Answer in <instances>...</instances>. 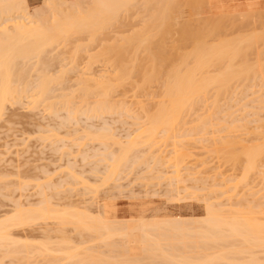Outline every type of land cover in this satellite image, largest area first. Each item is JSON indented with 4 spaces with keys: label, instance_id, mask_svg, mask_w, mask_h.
Returning a JSON list of instances; mask_svg holds the SVG:
<instances>
[{
    "label": "rangeland",
    "instance_id": "rangeland-1",
    "mask_svg": "<svg viewBox=\"0 0 264 264\" xmlns=\"http://www.w3.org/2000/svg\"><path fill=\"white\" fill-rule=\"evenodd\" d=\"M29 1L34 5L39 4L41 2L40 0H29ZM193 1L187 0V2L184 3V2H180V0H179V3H178V1L176 0V2H171L169 5H167L168 3L165 4L164 2H163L164 4L162 2L159 3V0H157V1H155V0L154 1H152V0H140V1L135 0L133 2L131 1L132 4L130 3V5L129 4L128 5L135 8L136 10L133 8H130L127 5L129 7L128 8L126 6V8H128V12H127V10H125V8H123V10L121 9L119 11L121 13H119L117 16L118 18L117 17L112 18L113 23L111 21V18L110 19L106 18L104 20V18H105V16H104V18L103 17L101 18L104 20V21H101L103 24L100 23L101 25H99V26H97L95 23L92 24V25H95L97 27H93L92 29L90 28L91 29V30H89L90 33L88 32L87 29L85 32H84V30H82V31L80 30L82 33L80 31H78L79 33H75L73 31L74 33H69V34H71V35L68 34L69 36L67 35V39H66V37L65 38L63 37L62 39H60L61 42L57 41L58 43L55 42L49 46V48L51 47V50L48 49V51H51V53H48L47 55L53 54V55H57V56L55 57L52 55L54 57V59L55 58L56 59H55V61H53V64H50L47 67L46 72H48L50 74L52 73L53 77H55V75H56V77H58L57 75H59L60 73H61L60 75H62V79H61L62 81L59 80L58 82L56 81V82L51 84L52 88L54 87L53 93L58 94V95H60L62 93L66 94L71 100L74 101L75 107H80L82 109H81V112H76L73 115L74 118H76L78 120V123L74 122V120H73L74 123L71 121V122H68L70 124L66 123L68 125L65 124L66 126L65 125L61 126V120H60L61 118L60 117L63 116V114L65 113V110H63L62 104H61L65 99H63L62 97L61 98H59V97L58 98H56V97L51 98V99L46 100L43 103H39L37 105H32V104H30V101H29V99L31 97L30 98L27 97L28 95H30V93H32V91H30L28 93H24L23 96L20 97L19 102L11 103V104L9 102L7 103V105L3 109L2 114L0 116V137H1L0 138V215L1 216L5 215L7 212L9 213V211H12L13 208L15 207L14 203H16L17 200H18V202L20 201V203L22 202V204L24 206L27 205V207L31 206L32 203L33 204L38 203V201L43 198V195L40 194V192H39L40 190H39L38 186L36 185V183H38V182L40 183V181L44 182L46 180H48V183H50V185L46 186V188H45L46 193L48 194V196H50V201L53 204H56L57 206L58 205L61 206V207L58 206V208H65L64 206L66 204H67V207H68V204L69 205L73 204V206H74V204H76V207L78 205V207L82 206V208H83V206L86 205V203L88 204V206L90 205V203H92L89 207L92 208L93 211L100 209L101 208L100 206H105V208L103 207L104 208L103 211H105L104 214L106 213L105 215L107 217H109V219H112V218H114L115 220L120 219V221L121 220L127 221L128 219L129 220L130 219L136 220L137 218H138L137 220H140L139 219L140 217L144 218L145 220H148V218H149L150 221H153L154 219H155L154 221H158L159 219H162V218L164 220L166 218L168 220H170V219H173L174 217H177L178 215L182 216V217H192V218L196 217L197 219L196 218H194V219L198 220V219H201V216L203 217L204 215L207 214V204H208L207 202H210V203L212 202V203H217V204L220 203V204H222V205H220V207L222 209H228V208H234L233 205L240 207L237 204L238 201L240 203H242V204H240L241 206L245 202L247 203V200H250L251 202H254L257 204H258V202L262 203L264 201V198H263L264 197V179L261 177L262 175H260L258 172H252V173H250V176H248L249 178H247V183H245L246 179H244V177H243L244 176L243 175L244 174L243 173L244 172V167H243L244 163L243 164L238 163L239 165L238 164L235 165L232 162L230 163L229 161L227 163L223 162L222 160H220V158L219 159L216 158L217 155L215 153H213V151L210 150V147H212L211 146L212 143L209 141H211L212 138H215L216 136L218 137L219 135H221V133H223V132H221V133L216 132V134H215V132H212V134H211V132H209L211 129L215 128L216 125H214L215 127L213 126V128H210L208 133L205 132V133H207V134L204 133L205 135L200 133L198 135L188 136L187 138H185L186 137L185 136L184 137L185 139L182 138V140L184 142L183 141H181L182 143L177 142V145H174L172 143L173 141L171 140L168 143H163V144L160 141V143L159 142L157 143L158 145L156 144V145L152 146L151 149H150L149 145L141 146L139 152L137 153L138 155H141L144 152L148 156V155H150V153L155 152L158 155H161V156L163 155L162 157H164V161H162V163L163 162L164 163L163 164L160 163V164L155 165L154 162H149V163L145 164L144 162L139 161L138 163H135L130 168L123 166L122 168L116 170L114 172V174L112 175V177L107 182H105V179H104L105 178L104 171H105L107 163H110V162L108 160L107 161H98L97 159L100 156L99 157L95 156L93 158L91 156V153L93 155L96 151H97V153H99V151H100V153L102 151L104 152V148H103L104 146L100 142V140H102L101 138H98L99 140H96L97 138L93 137V138H96L94 140L92 137H89L87 135V132H86L87 126L85 127V122L86 123L89 122V124L91 123L93 125V127L96 126L95 130H99L100 132H104V129H106L105 127L108 126L107 128H111V129H109V131H106L105 133L111 134L114 132V137H116V139H118L120 141H125V140L130 141L131 139H136L137 136L141 135V131L147 126V124H145V122H147V116L151 115L154 112L153 110L156 108L155 106L157 105V102H159L162 99L164 100L165 96L168 93H170L169 92L170 88H171L170 85L171 86L173 85V88H171V93H170V95H173L176 92V91L174 92V90L176 88H178V84L180 83V81L182 82V80H183L181 78L183 76V73L185 72L188 75V72H186V71H188L190 69H191V71H190V74L188 75V77H190V75H191V77L193 79L195 78L194 79L195 86L196 85L201 86L200 84H202L203 81L207 80V78H204V76L210 77L208 79L211 80V78L215 79L212 76H214V75L216 76V74L218 75V73H220V72H222L221 74H224L225 72L227 74L231 73V75H232V76H230V77H232V78H230V79H232V81H230L232 84V85H230L231 88H229V90L224 89V92H222V89H221V93L223 94L224 97L222 96L221 93H219L220 94L219 96H221L223 98V100H222V98L220 97V100H221L220 104L223 106V109H224V107L227 108V110L225 109L226 112H228V110L229 111L230 110L240 111V112L234 113V114H236V116L238 118H240V116L242 114V109L246 110L248 108V112H250V110L252 111V109H253V112H254L253 114H252V112L250 114H247V115H245L246 113L245 114L243 113V115H245L247 117H250L249 115H252L250 117L251 120L254 118L257 119L258 115H259L258 118H260V116L264 115V112H263V114L261 113V115H260L261 110L258 107L255 108L257 106L256 104H258V103L253 102V100L261 99L264 97V91H262V90H264V83L263 84L261 83L262 87L259 83V82L264 81V38H260L259 40L256 38V36L259 37V35H261L263 37L262 34H259V35L256 34L255 37L253 35L250 36V35L246 34L248 32L257 33L258 31L262 32L264 30L263 29L264 28V23H263L264 22V9L255 5V8L253 10L250 9L249 11L248 10L247 11H239L237 9V10L233 11V14L232 13L227 14L226 11H221V10L218 11V10L212 8L211 4L209 3L208 0H195L194 2ZM90 2L92 3L91 0L90 1L84 0L83 3L81 2V5H79V7L81 6L86 11L87 9H85V7L86 8L88 7V9H89L91 6ZM134 2L137 4H135ZM146 2H148V3L152 2V3H150L148 5V3H146ZM244 2H245V0H242L241 3H244ZM85 3H86V5H84ZM189 3H192V4L195 3L196 6L195 5L192 6L193 9H191L192 4L190 5ZM160 4H162V5H160ZM261 4L264 5V3H261ZM92 5H93V3H92ZM137 5H138V7H137ZM166 5L171 9V11ZM209 5H210V8L206 7ZM66 6L67 5H65V7ZM162 7H164V8H162ZM68 8H69V6H68ZM162 9L164 10V12L161 11ZM242 12H248V13L243 14ZM50 14H51V12H49L47 10V12L43 15L45 17H46V15H47V17H50ZM116 14H114V15H116ZM130 14H131V16H130ZM229 14H230L231 18L229 17ZM108 15H109V12H108ZM114 15L111 14L109 16L113 17ZM161 15H163V17H161ZM122 16H124V17H122ZM150 16H152V17H150ZM120 17H122V18H120ZM241 17H243V18H241ZM124 18H125V20H124ZM229 18L231 19V22L235 20L234 21L235 23L233 22L234 24L233 23L230 24L231 22H230ZM159 19H161V20H159ZM114 20H115V23H114ZM254 20H255V22H254L255 24L253 22H251ZM120 21H122V22L120 23ZM99 22H100V20H99ZM108 22H110V24ZM258 22L260 24H258ZM104 23H107V24H104ZM252 24L255 26H253ZM102 25L105 26L104 29L102 28L103 27ZM250 25H252V26H250ZM259 25H260V27H259ZM248 27H250V28L254 27L253 30L256 29L258 31H256V30L253 31L252 29L248 30ZM96 31H98V34L96 33ZM104 32L108 33L109 35L108 34L106 35ZM91 33L95 36L91 35ZM252 33H250V34H252ZM245 35H248V36H245ZM75 36H76V38H75ZM243 36L245 37L244 40H246V37L250 36V39L254 37L258 41L255 40L257 43L255 42L253 45L250 44V46H248V44L250 42L245 43V44H247L249 50L247 48V50H248V51L246 50L247 54L246 53L243 54V52H244V49H243L242 50L243 52H240L242 54L239 55L240 56L239 59H238V57H237V59L235 58L234 61L228 59V61L225 60L224 62H222V64H220V62H218V60L223 61V59H218V60L213 61L214 65L210 66L209 65L210 63H209L208 64L209 66L206 65L208 67L204 66L203 70L201 69L202 67H198L197 65H195V63L197 64V62H199V60L197 61V59H198L197 56H196V58H197L196 59L195 55H194V54L197 55V53H196L197 52L196 50H198L196 48L197 46L200 47L199 49H203V47H205L206 49L212 48V47H220V45L221 46L224 45L222 43V41H226V40H230L231 43H232V41H235V45H237L239 43V41H237L238 43L236 44V40L239 39L240 37H242L241 39H243L244 38ZM91 37L95 38V39H91ZM72 39H73V41H72ZM90 39H91V41L89 42L88 40H90ZM108 40H109V42H108ZM135 40H137V41H135ZM248 40H246V41H248ZM251 40H253V39H251ZM251 40H249V41H251ZM102 42H103V44H102ZM244 42L245 41H243L241 43L244 44ZM239 45H241V44H239ZM245 46L246 45H244V46L242 45L241 47H245ZM119 47L121 50L119 49ZM124 47L125 48L127 47V48L125 49ZM77 49H79L78 50L79 54L76 55ZM103 49H105V50H103ZM115 50H117V52H120V53L118 54ZM126 50H128V51H126ZM129 50H130V52H129ZM101 53H102V55H101ZM106 54H109V55L107 56ZM115 54H118V55H115ZM45 55H46V53H45ZM115 56H118V57H115ZM45 57L46 56H44V58ZM49 57H51V56L49 55ZM56 61L57 62L59 61L58 65H57ZM216 61L219 63V65ZM28 62H31V64H32L33 62H36V58H33V60L28 61ZM230 62H231V64L232 63L235 64V65L232 64L233 70L234 69L236 70V65H238V67H237L238 70H236L238 72L240 70L239 73L237 72L238 74L237 73L235 74L234 72L232 73L233 70L231 71V69L228 70V64ZM242 62L245 63V65L249 64L248 67H250V66L251 67L247 68L246 66L245 67L242 66L243 68H241L240 65L242 64ZM41 65L42 64H39V65L36 64L35 66H33L32 68L34 69V71H32V72H31V70H33V69L30 66V72H31L30 75L31 76H29V78L31 77V80L37 81L38 78L40 79L42 69H44V67H43L44 65L43 66H41ZM62 65L64 67H62L63 69L61 70L60 67ZM194 65L196 66V68H198L200 70L202 75L198 72L200 75L198 74V76H197L196 75L197 73H194L197 71L193 72V70H195V69H193V68H195ZM192 66H193V68H192ZM116 68H119V69H116ZM183 68H184V70H183ZM244 68H247L248 70L250 69L251 71L247 72L246 71L247 69L245 70ZM66 69H67V72L64 71ZM185 69H186V71H185ZM225 69H226V71H225ZM242 69H243V71H242ZM59 71H62V72H59ZM117 71L118 72L120 71L121 73L120 72L117 73ZM177 71L178 72L180 71V72L178 73ZM77 72H79V73H77ZM92 73H93V76H92ZM185 73H184V75L186 77ZM191 73H194L196 75V77L201 78L202 82L199 79H196L195 76L193 77V75ZM241 73L245 74V75H242ZM82 74H84V75H82ZM100 74L103 75L104 77L102 76L103 77L102 78ZM221 74H219L220 77H221ZM234 74H235V76H234ZM97 75L99 76V78ZM178 75L181 76L180 79L177 78ZM219 75H218V78H216V79L220 78ZM225 75L226 74H224L222 76V78ZM79 77H81V78H79ZM93 77H95L94 78L95 81L93 80ZM105 77L108 80H111V78H112L114 83H116L115 80H117V78H118L117 82H119L120 84L116 83L117 85H115V88H112V90H114V91H110L111 92L110 93V97H111L110 102H111V104H114V105L117 104L120 108H121V105H123L122 106V108L124 107L123 113L122 114L105 113L103 115L104 116L103 118H99V116H97V117H93V120L91 119V120L85 121L86 116H94L96 114L93 111H86L85 109L87 108V105L89 107L93 106L96 103L95 100L99 99V95H96L97 96L96 97L95 94H92V96L84 97L79 88H80V86L82 87V85H84L83 84L84 82H87L90 79L93 80V83L88 82L90 84L91 89L96 87L95 86V85H97L96 83L100 82V81L97 82V79L102 78V81L104 80L103 81L104 83L112 82V80L111 81L105 80L106 79ZM108 77H110V78H108ZM188 77H186L185 79H187ZM166 78H167V80H166ZM175 78H177L176 81H173ZM203 78H204V80H203ZM85 79H87V80H85ZM170 79L171 80L173 79L172 82H170ZM226 79H228V78H226ZM92 80H90V81H92ZM120 80L123 81L124 85L121 84ZM162 80L165 82V84H166V81H167V83L170 82L169 85H167V87L169 86V90L168 89L166 90L167 94L164 92L165 91L163 89L164 86L162 87V85L164 84L163 82L161 83ZM197 80L200 81L201 83L196 84V82H198ZM260 80H262V81H260ZM80 81H81V83H80ZM142 81L146 82V85L144 84L146 87L143 84H141ZM207 81H209V80H207ZM233 81H234L235 85H234V83H232ZM242 81H243V83H240ZM173 82H175V84H176L175 87H174L175 84ZM139 83L141 84V86L143 85L146 88L145 91H144L143 86H142V88L140 87V89H139V87L137 86ZM182 83L179 84L181 86V88H183L182 86H184ZM206 83H208V82H206ZM219 83H221L220 86L219 85L214 86V88H212V89H210L211 83L207 84L208 86L206 84H202V86H204V89H203V90H205L204 92H206L207 95H209L213 99L214 96H212V95L217 94L220 91L221 86L224 87V85H223L224 82H219ZM238 83L241 85L243 84L244 86L242 85V87H244V88L243 89H242V87L240 88L241 85H239V87H238L237 86ZM245 83L248 85H246ZM256 83H258V85H255ZM92 84H95V85L93 86ZM215 84H218V82L217 83L215 82ZM225 84H227V83H225ZM65 85H66V87H65ZM122 85L123 86L126 85L127 87L125 86L123 88ZM213 85L214 84H212V87H213ZM249 85L252 87H248ZM218 86H219V90H218V88H216ZM234 86H237V87H234ZM137 87H138V89H137ZM185 87H186V84H185ZM205 87H207L209 89H207ZM147 88H148V90H147ZM201 88H203V87H201ZM201 88H198L200 90L197 89L196 90L197 92L195 91L196 93L191 92V93H193L192 95L197 96V93L200 95H204L205 93L203 92V90ZM246 88H247V90H246ZM161 89H163L164 91ZM213 89L216 91L214 92ZM244 89L246 90V93H245ZM257 89L258 90L260 89V90L258 91ZM96 90L97 89H95L94 91H96ZM199 91L202 93H200ZM229 91H230V94H229ZM240 91L242 94L240 93ZM254 91L256 92L255 94H254ZM225 92H226V94H225ZM231 92L233 94L235 93L234 95H236V96L234 97V95L231 94ZM164 93L166 94L165 96L162 95ZM176 93L178 94L179 92H176ZM257 93L260 94V96L263 94L261 96V98H258L259 95ZM55 94H50V95L55 96ZM159 94H160V96H159ZM243 94L244 95L247 94V95H245V96H247V98H245ZM229 95H230V97H231V95H233V96L230 99H228V98L226 99V97ZM256 95H258V97ZM204 96L208 97L206 95H204ZM215 96H218V95H215ZM210 97H208L209 100H210ZM237 97L238 98L242 97L241 98L242 100H239ZM244 98H245V100L243 101ZM237 99L239 100V102L242 101L240 103L247 104L249 102L248 105H250L252 107L250 108V106H248V105H247L248 107H246V108L241 107L242 104H240L239 102H237L238 104L236 103ZM52 100H54V102L57 103L56 106L58 109H60L58 114H55V115H53V113H50V111H52L51 109L47 110L48 103H49V101L52 102ZM225 100H227V101H225ZM232 100H234V101H232ZM248 100H250V101H248ZM138 101L140 104L138 103ZM21 102H22V104H21ZM231 102H233V103H231ZM230 103L232 104V106ZM235 103L238 106H236ZM144 104H146L147 108H149L150 110L152 109V110L150 111L148 109L149 112H148V110H147V112L143 111V110H145V109H142V107H143L142 105H144ZM233 104L238 108H236ZM227 106H231V107H227ZM254 108H255V110L258 109L257 110L258 113L255 112ZM126 109H128V111ZM199 110L200 109H197V112ZM244 110H243V112H244ZM201 111L202 110H200V112H198V113L195 112V114L193 112V115L192 114L188 115V117H187L188 121L195 119L198 116L197 114H200V113L202 114ZM226 112H225V115L222 114L223 111L218 115L220 118L224 119V121H222L223 123H225L226 119H228V116H229L228 113H226ZM255 113H256V115L258 114L257 117L256 116L254 117ZM191 116H193V117H191ZM223 116H224V118H223ZM229 118H230V116H229ZM250 118H248V119H250ZM104 121H105V123H108V124H105ZM103 123L107 126H105ZM226 123H227V121H226ZM252 123H253V125L251 123L249 124L251 127H254L257 124V122L254 123V121ZM58 124H60V125H58ZM89 124H87V125L89 126ZM192 124H193V122H191V124L185 125V127L188 128ZM218 124H219V126H218V128H219L222 125V123H220V121H219ZM93 127H92V129L94 130ZM101 127H104V128L101 130ZM97 128H99V129H97ZM182 131L183 130H180L179 133H181ZM238 131L239 130L235 131L236 134H240V136L243 137L245 139V141L248 140L247 142L250 141L251 144L257 142L256 141L257 139H255L254 133L251 132L252 130H248L247 132H245V131L243 132V130H241V132L239 131L240 133ZM223 134H225V133H223ZM201 136H203V137L205 136L204 139L205 140L208 139L209 141L203 140V138H201ZM120 137H121V139H120ZM177 138H175V139L179 140V137H177ZM62 139H64V140H62ZM59 140L60 141L62 140V142H60ZM76 140H78V141H76ZM64 141H65V144L68 145L70 149L66 148V149L58 151V149H56L57 146L64 144ZM246 144H248V143H246ZM111 145H110V150L116 151V149H118V145L113 144V143H111ZM65 152H67V153L65 154ZM87 152L90 155H89L88 160L86 161L87 158L84 159L85 156L82 157V155L87 154ZM147 152H148V154H147ZM176 153H177V155H176ZM176 156L179 157V159L183 158V160L181 159V162H179L180 164L178 163L179 164L178 166L175 165L176 162L173 159ZM181 156H184V157H181ZM149 159H150V157H149ZM179 159H178V161H180ZM96 160L98 162H96ZM219 160L222 162H220ZM71 162L74 163L73 165H75L74 168H75L76 174L77 173L78 174H80V173L84 174L83 176H81L82 174L77 175L79 178L77 177L78 181L75 180L76 182H74V180H72V179H68V178H72V177H70V176H72L70 173V171L72 169L68 168L69 167L68 164H70ZM93 162L94 163L96 162V163L94 164ZM93 166L97 167V170L100 172H98V171L95 172L93 170L95 172L94 173L92 171V169L94 168ZM219 167H221V168H219ZM214 169L217 171V173H219V174L223 173V174H221V175L218 174V176H215L217 174L215 173L216 171ZM44 170L46 172H44ZM176 170L179 171V173H177V174L179 175V177L181 179L183 178V179L188 180V181L186 182L184 180L185 182H181L182 185L180 184L176 187L167 186L166 181L168 180V177L177 176L176 173H174V175L172 174L173 172H176ZM219 170H221V172ZM17 172H19V173H17ZM9 173H11V174H9ZM69 173H70V176H69ZM164 174H166V176H164ZM186 176H187V179L184 178ZM228 176H229V178H231V180H233L232 177L238 178V179L235 178V180H234L235 182L232 181L231 183H229V184L235 185L237 190H230L229 192H231V193L226 192V193L221 194V195L217 194V195H219L218 197H216L217 195H215V194H213V196H211L212 194L210 195L211 190H209V188L210 189L214 188V186H211V185H213L212 183L213 182L215 183L216 179H217V182L223 181L224 178L229 179ZM162 177H164V179ZM201 177L204 178V180H203L204 182L206 180H208V181L206 183H204V182H202V179H201V180H199V181H201V184H200V182L198 184L197 178L200 179ZM242 177H243V179H242ZM213 178H216V179H213ZM221 178H223V180ZM5 180H6V182H4ZM193 180H197V181L193 182ZM20 181H24V182L21 183ZM25 181H27V182H25ZM62 181H63V183H62ZM248 182H250V183H248ZM2 183H4V184H2ZM6 183H9V184L7 185ZM27 183H28V185H27ZM51 183H54L55 185L54 184L51 185ZM59 183L62 184V186ZM236 183H237V185H236ZM57 184L60 187L56 188ZM206 184H207V186L210 184L211 185L208 188V187H205ZM229 184H227V185H229ZM247 184H249V185H247ZM21 185H23V186H21ZM25 185H27L26 188H25ZM185 185L187 187H185ZM189 185H190V188H189ZM191 185H192V187H191ZM18 186H21L22 189L20 187V189H21L20 190ZM180 186H181V188L182 187L183 188L181 189ZM197 186L198 187L202 186L205 189L202 188V190L201 189L199 190V188H197ZM224 186H225V184H224ZM224 186H220L219 189L225 190L227 187L225 186V188H224ZM50 187H52V188H50ZM177 187L180 189H178ZM194 188H196V190ZM250 188L252 189V191H253V189L254 190L256 189V191H258V193L255 192L254 194H252ZM193 189H194V191H193ZM257 189H259V190L262 189L263 191H261V190L259 191ZM168 190H169V192H168ZM191 190L193 192H189ZM4 191L7 193L5 194ZM56 192H58V193L56 194ZM243 192H245V193H243ZM146 193H147V195H146ZM176 193H178V194H176ZM250 193L252 195L256 194L255 198H252L254 196L251 197ZM261 193H263V194H261ZM244 194H248L249 196L244 195ZM262 195H263V197H262ZM241 196H243V197H241ZM244 199L245 200L247 199V200L245 201ZM262 199H263V201H262ZM231 200H232V202H231ZM217 201H219V203ZM83 203H84V205H82ZM248 203H250V202H248ZM62 204H64V206ZM245 205H247V204H245ZM97 206H99V207H97ZM151 218H154V219H151ZM156 218L158 220H156ZM194 219H192V220H194ZM37 222L35 224H33L34 226L33 225H29V226L23 225V227L19 226V228H18V226H15L13 229L14 230L13 233H14L16 238L23 239L24 241H26L24 243H27V245H29V247H28L29 250L31 249L32 251H34L33 249H35L36 252H38L37 251L38 249H36V248L41 246L40 249L42 248V251H40L39 253H36L34 251L35 254L34 253L29 254L28 252H25V253L20 252V254L21 253L24 254L23 255L24 258L22 256H20L22 258L21 259L18 255H16L17 256L16 258H14L15 256H13V255L11 256L9 254H8V256L4 255L5 256L4 257L2 255V253H4V251L2 252V250H0V264H50V263H48L49 257H47L46 251L43 249V246H42L43 242L49 241V239L46 238V235H52L55 238V239L50 240L53 242V245H55V244L61 245V236H63L65 234L66 236L71 238V245L74 249H75V247H78V249L81 248L83 250L84 248H86L88 246L89 247L95 246L98 251L105 250L103 247L99 246V244H101V243H99L98 239H96L94 237H93L94 239H92V236H94L93 233L92 234L84 233L82 236H79L77 231L73 228V225L70 223H67L66 225H64L63 230L62 229L60 230V229H58L60 227L58 225V222L56 220H54L53 218H49V219L41 220V221L39 220V222L38 223ZM132 224L134 225V223H132ZM135 224H137V223H135ZM135 226H137V225H135ZM53 228H55V229H53ZM132 233H134L133 234L134 239L136 238L135 239L136 244L133 242L134 244H130L129 246L133 247V245H134V249L132 248V250H133L132 254H134V253L139 254L138 259L140 261L141 260L140 258L143 259L142 256H144V251L142 250L143 245H142V242L140 241L142 234H140L141 233L140 229L139 230L136 229ZM43 236H44V238H43ZM27 237L32 238V239H28ZM55 247H57V246L55 245ZM79 251H80V249H79ZM53 255L58 256V257L63 256L62 253H58V252L53 253ZM29 256L31 258H29ZM135 256H137V255H135ZM261 256H263V254ZM138 259H137V261H138ZM137 261L135 259V264H139V263L145 264L147 262V260H145V259L141 260L143 263L139 262V261H138L139 262L138 263ZM67 262L64 259L63 260L62 259L57 260V264H67Z\"/></svg>",
    "mask_w": 264,
    "mask_h": 264
},
{
    "label": "bare ground",
    "instance_id": "bare-ground-1",
    "mask_svg": "<svg viewBox=\"0 0 264 264\" xmlns=\"http://www.w3.org/2000/svg\"><path fill=\"white\" fill-rule=\"evenodd\" d=\"M40 1L41 2L39 4L34 5L29 0H0V116H1L2 111L8 102L10 104L19 102L20 97H22L24 93H28V92L32 91V93H30V95L27 96L29 98L31 97L29 99V101H30V104H32V105H37L39 103H43L46 100L51 99V98H55V97L56 98L62 97L63 99H65L61 103L63 110H65V113L63 114V116L60 117L61 118L60 119L61 120V126L65 125L68 122H71V121L73 122V120H74V122L78 123V120L76 118H74L73 115L76 112H81L82 108L75 107L74 101L71 100L66 94L62 93V94L58 95V94L53 93L54 87L52 88L51 84L56 82V81L58 82L59 80L62 81L61 80L62 75H60L61 74L60 73L59 75H57L58 77H56V75H55V77H53L52 73L50 74V73L46 72L47 67L50 64H53V61H55V59H56V58L54 59L53 56H55V57L57 56V55L49 54L51 56V57H49V55H47L48 53H51V51H48V49L51 50V47L49 48V46L52 45L53 43L57 42V41H60V39H62L63 37L64 38L66 37V39H67V35L69 33H74V32L79 33L78 31H80V30L81 31L84 30V32H85L86 29L89 32V30H91L93 27H97V26L101 25L100 24V23H102L101 21H104L106 18L107 19L111 18V21H112V18H116L118 16V14L121 13V12H119L121 9L123 10V8H125V10H127V12H128L129 7L133 8L129 5H130V3L132 4V2L135 0H91L93 5L90 2L91 6L89 9H88V7L86 8L84 6L85 9H87L86 11L81 6L79 7V5H81V2L83 3L84 0H79V1L78 0H43V1L40 0ZM152 1H154V0H152ZM155 1H157V0H155ZM177 1L179 3V0H177ZM161 2L162 3L164 2L165 4L168 3L167 5H169L171 2H176V0H159V3H161ZM180 2L185 3V2H187V0H180ZM86 3L84 5H86ZM146 3H148V2H146ZM150 3H152V2H150ZM150 3H148V5ZM135 4H137V3H135ZM189 4L191 5L192 3H189ZM65 5H67V6L65 7ZM160 5H162V4H160ZM194 5H195V3L191 5V9H193L192 6H194ZM68 6H69V8H68ZM126 6L128 8H126ZM137 7H138V5H137ZM206 7L210 8V5L206 6ZM162 8H164V7H162ZM133 9H135V8H133ZM47 10L49 12H51L50 17H47L48 14L46 15V17L43 15L47 12ZM249 10H250V8L248 7V11ZM161 11L164 12L163 9ZM170 11H171V9H170ZM108 12H109V15H111V14L114 15L116 13L117 14L114 15L113 17H111L108 15ZM242 13L244 14V12H242ZM246 13H248V12H246ZM232 14H233V12H232ZM104 16H105V18H104ZM130 16H131V14H130ZM102 17L104 18V20L101 19ZM122 17H124V16H122ZM122 17H120V18H122ZM150 17H152V16H150ZM161 17H163V15H161ZM229 17L231 18L230 14H229ZM241 18H243V17H241ZM99 20H100V22H99ZM124 20H125V18H124ZM159 20H161V19H159ZM234 21L231 22V19H230V22H231L230 24H232ZM121 22L122 21H120V23ZM251 22L254 23L255 20L251 21ZM94 23L97 26L92 25ZM108 23L110 24V22H108ZM112 23H113V21H112ZM114 23H115V20H114ZM104 24H107V23H104ZM258 24H260V23L258 22ZM252 25H250V26H252ZM253 26H255V25H253ZM259 27H260V25H259ZM102 28L104 29L105 26H103ZM253 28L254 27H252V28L248 27V30L249 29L253 30ZM255 30H253V31H255ZM256 31H258V30H256ZM263 31L262 32L258 31L257 33L254 32L255 34L252 32H248L246 34H248L250 36L253 35L254 37L256 36V34L257 35L262 34L263 37L261 35H259V37L256 36V38L259 40L260 38H264V32ZM92 33H91V35L94 34V33L93 34ZM96 33L98 34V31H96ZM250 33H252V34H250ZM105 34L107 35L108 33H105ZM69 35H71V34H69ZM248 35H245V36H248ZM93 36H95V35H93ZM250 36L246 37V40L253 39L251 41L244 40L245 39L244 36H243L244 37L243 39H241L242 37L237 39L236 44L238 43L237 41H239V43L237 44L238 46L235 45V41H232V43H231L230 40L222 41V43L224 45H222V46L220 45V47H212V48H208V49L203 47V49H199L200 47L197 46L196 48L198 50L195 49L197 51L196 52L197 55L196 54H194V55H195V58L197 56L198 59L197 58L196 59H197V61L199 60V62H197V64L195 63V65H197L198 67H202L201 69L203 70L204 66L208 65L209 63H210L209 64L210 66L214 65L213 61L218 60V59H223V61L218 60V62H220V64H222V62H224L225 60L228 61V59L233 60V61L235 58L237 59V57L239 59L240 58L239 55L242 54L240 52H243L242 51L243 49H244L243 54L244 53L247 54V51L249 50L248 46H250V44L253 45L256 41H258L253 36H252L253 38L250 39ZM75 38H76V36H75ZM91 39H95V38L91 37ZM91 39L88 41L90 42ZM72 41H73V39H72ZM135 41H137V40H135ZM243 41H245L244 44L241 43ZM108 42H109V40H108ZM245 43H249L248 46ZM102 44H103V42H102ZM239 44H241V45H239ZM242 45L243 46L246 45L247 47L246 46L241 47ZM247 48H248V50H247ZM105 49H103V50H105ZM119 49H120V47H119ZM78 50L79 49L76 50V52H77L76 55L79 54ZM115 51L117 52V50H115ZM126 51H128V50H126ZM129 52H130V50H129ZM45 53H46V55H45ZM117 53L119 54L120 52H117ZM118 54H115V55H118ZM101 55H102V53H101ZM106 55L108 56L109 54H106ZM44 56H46V57L44 58ZM115 57H118V56H115ZM33 58H36V62H33L32 64H31V62H28V61L33 60ZM56 63L58 65L59 61L58 62L56 61ZM36 64H38V65L42 64L41 66L44 65L43 66L44 69H42L40 79L37 77L39 79V80L37 79V81L31 80V77L29 78V76H31L30 75L31 72L34 71V69L32 67L35 66ZM229 64H228V70L231 69V71H232L233 70V68H232L233 63L231 64V62H230ZM218 65H219V63H218ZM233 65H235V64H233ZM248 65H245V63L242 62V64L240 66H241V68H243L245 66L247 68H250L251 66L248 67ZM30 66L33 69V70H31V72H30ZM208 66H206V67H208ZM62 67H64V66L62 65L60 67L61 70L63 69ZM237 67H238V65H236V70H238ZM192 68H193V66H192ZM247 68H244V69L246 70ZM116 69H119V68H116ZM193 69H195V70H193V72L197 71V72H194V73H197L196 74L197 76L199 73L201 74L200 70L198 68H196V66ZM183 70H184V68H183ZM234 70L232 71V73L234 72L236 74L238 71H236V70L234 71ZM64 71L67 72V69ZM185 71H186V69H185ZM190 71H191V69L186 71V72H188V75L190 74ZM225 71H226V69H225ZM242 71H243V69H242ZM246 71L248 72L251 70L247 69ZM59 72H62V71H59ZM119 72L117 71V73H119ZM239 72H240V70H239ZM77 73H79V72H77ZM184 73H183L182 77L180 75H178V77H177L178 79H180V77H181L184 80V81L182 80L183 83L181 81L179 83V84L182 83L184 85V86H182L183 88H181V86L178 84V88H176L174 90V92L176 91V92H179L180 94L179 93L177 94L175 92L176 93V94L174 93L175 95L174 94L170 95L171 88H173V85L172 86L170 85V87H171L170 91H169L170 93H168V94L166 93V90L167 89L169 90V86L167 87V85H169V83L172 82L173 79L172 80L170 79V82H168V83L166 81V84L163 80L161 81V83L163 82L165 84V85L164 84L162 85V87L164 86L163 89L165 91L163 89H161V90H163L168 96L165 93L162 94L164 96L166 95L165 99L164 100L162 99L159 102H157V105L155 106L156 108L155 107H154L155 109L153 108L154 112L151 115L147 116V122H145V124H147V126L145 125L146 127L141 131V135L137 136L136 139H131L130 141H126V140L120 141V140L116 139V137H114V132L111 134L105 133L106 131H109V129H111V128H107L108 126L105 124H108V123H105V121H104L105 124L104 123L103 124L107 127H105L106 129H104V132H100L99 130H95L96 126L93 127V125L91 123H90L91 124L90 125L89 122H87V123L85 122V127L86 126L88 127V128L86 127L87 135L89 137H92V138L93 137L97 138V139L93 138L94 140L95 139L99 140L98 138H101L102 140H100V142L104 146L103 147L104 152L102 151L100 153V151H99V153H97V151H96L93 155L91 153L92 158L95 156H98V157L100 156L97 159L98 161H107L108 160L110 162V163H107L105 171H104L105 182H107L112 177V175L114 174V172L116 170L122 168L123 166L130 168L135 163H138L139 161L144 162L145 164L149 163V162H154L155 165H157V164L162 163V161H164V157H162L163 155L162 156L158 155L155 152L150 153V155H148V156L144 152H143V154L138 155L137 153L139 152L141 146L149 145V147L151 149L152 146L156 145L158 142L160 143V141L163 144V143H168L171 140L173 141L172 143L174 145H177V142L183 141L182 138L185 139L188 136L198 135L200 133H202L203 135L207 134L209 129L213 128L214 125H216V127L214 126L215 128L211 129L212 131L211 130L209 131V132H211V134H212V132H215V134H216V132H220V133L223 132L225 134L221 133V135H219L218 137L217 136L215 137L213 135L215 138H212L211 141H209L208 139L205 140L204 139L205 136L204 137L201 136V138H203V140H205V141H209L212 143V145H211L212 147H210V150L213 151V153H215L217 155L216 158H218V159L220 158V160H222L223 162H226V163L228 161L230 163L232 162L235 165H237L238 163H242V164L244 163V166H243L244 167V172H243L244 176L243 175L242 176L244 177V179H246L245 183H247V178H249L248 176H250V173H252V172H258L260 175H262L261 177L264 179V115H262L263 117L260 116V118H258L259 115L257 114L258 117L256 115V113H258L257 112L258 109L255 110V108L258 107L261 110L260 115H261V113L263 114V112H264V110H263L264 109V97L261 98V96L263 94L260 96V94H258L259 93L258 92L257 94L259 95V97H258V95H256V96L258 98H261V99H256L257 98L256 97L255 98L256 100H253V102L258 103V104H256L257 106L255 105L256 107L254 108V110L256 112L254 114V117L256 116L257 119L254 118L251 120L250 117L252 115H249L250 117L245 116L247 114H250L251 112H252V114L254 113L253 109H252V111L250 110V112H248V108L246 109L247 111L242 109V114H241L240 118H238L236 116V114H234V113L240 112V111H232V110L229 111L228 110V112H226L227 108L224 107V109H223V106L220 104V101H221L220 97L221 96H219L220 95L219 93H221V89H222V92H224V89L229 90V88H231V86H230V85H232L230 82V81H232V79H230V78H232V77H230V76H232L231 73L228 72L229 74H227L225 72L224 74H226V75L224 76L225 78L223 77L224 79L222 78V76L224 75V74H221L222 72L218 73V75L221 74V77L219 75V77H220L219 79H216V78H218L217 74H216V76L215 75L212 76L215 79L211 78V80L208 79L210 77L204 76V78H207V80H209V81H207L205 79L206 81H203V82H202L201 78H198V77H196V75L194 73H191L193 75V77L195 76L196 79H199L202 82V84L207 85V84L211 83L210 89L214 88V86H217V85L220 86L221 83H219V82H224L223 83L224 87L221 86L220 91L218 93L216 92L217 94H213V95L211 94L212 96H214L213 99L209 95H207L206 92H204L205 91V90H203L204 86H202V84H200L201 83L200 81L197 80L199 83L196 82V84H200L201 86H199V85L195 86V83H194L195 78L193 79L191 77V75H190V77H188L187 73H185L186 77H188L187 79H185L186 77H185ZM235 74H234V76H235ZM82 75H84V74H82ZM242 75H245V74H242ZM92 76H93V73H92ZM102 76L103 75H101V77ZM95 77H93L94 81H95V79H94ZM79 78H81V77H79ZM98 78H99V76H98ZM102 78H100L101 80L97 79V82L100 81L99 83H96L97 85L92 84L93 86L94 85L96 86V87H94L95 89H97L96 91H94L95 90L94 88L91 89L90 84L88 83V82L93 83L92 79H90L92 81L88 80L87 82H84L83 83L84 85H82V87L80 86V88H79L84 97L92 96V94H95V96L99 95V99L95 100L96 103L93 106L89 107L87 105V108L85 107L86 111H93L94 113H96L94 116H86L85 121H88L91 119L93 120V117H97V116H99V118H103L104 117L103 115L105 113H110V114L111 113L112 114L113 113L114 114H116V113L122 114L123 113V108H124V107L122 108L123 105H121V108H120L117 104L114 105V104H111V102H110V100H111L110 99L111 98L110 97V93H111L110 91H114V90H112V88H115V85H117L116 83H119V82H117L118 78H117V80H115L116 83L113 82L112 78H111L112 82L104 83L103 82L104 80L102 81ZM108 78H110V77H108ZM177 78H175L173 81H176ZM204 78H203V80H204ZM226 78H228V79H226ZM85 80H87V79H85ZM105 80H108V79L106 78ZM111 80H108V81H111ZM166 80H167V78H166ZM260 81H262V80H260ZM120 82H121V84L124 85L122 80H120ZM206 82H208V83H206ZM215 82L216 83L218 82V84H215ZM80 83H81V81H80ZM173 83L175 84V82H173ZM184 83L186 84V87H185ZM225 83H227V84H225ZM232 83H234V81ZM240 83H243V81ZM259 83L261 85V83L263 84L264 81L259 82ZM139 84L137 86L140 89V87L142 88V86L144 84L146 85V82L142 81V83H141V84H143L142 86H141V84L140 85ZM212 84H214L213 87H212ZM234 85H235V83H234ZM239 85H241V84L238 83L237 86L239 87ZM242 85L240 86V88L242 87ZM246 85H248V84H246ZM250 85L248 87H252ZM255 85H258V83H256ZM125 86H123V88ZM175 86H176V84L174 85V87ZM219 86L216 87V88H218V90H219ZM237 86H234V87H237ZM65 87H66V85H65ZM138 87H137V89H138ZM145 87H144V91L146 89ZM201 87H203V88H201ZM261 87H262V85H261ZM198 88H201L203 90V92L205 93V94L204 93L203 94L210 97V100L208 99V97H205L204 95H200L198 93H197V96H193L192 95L193 93H191V92L196 93L197 92L196 90ZM205 88H207V87H205ZM243 88L244 87H242V89ZM247 88H246V90H247ZM207 89H209V88H207ZM147 90H148V88H147ZM198 90H200V89H198ZM246 90L244 89L245 93H246ZM215 91L216 90H214V92ZM262 91H264V90H262ZM200 93H202V92H200ZM240 93H241V91H240ZM255 93L256 92L254 91V94ZM50 94H55V96L54 95L51 96ZM225 94H226V92H225ZM229 94H230V91H229ZM231 94H233V93L231 92ZM215 95H218V96H215ZM233 95H231V97ZM245 95H247V94H245ZM245 95H244V97L247 98V96H245ZM159 96H160V94H159ZM222 96H223V94H222ZM235 96L236 95H234V97ZM231 97L229 95L226 97V99L227 98L230 99ZM241 98H238V99L242 100ZM245 98L243 99V101L245 100ZM222 100H223V98H222ZM237 100H236V103L239 102V100L238 101ZM225 101H227V100H225ZM232 101H234V100H232ZM248 101H250V100H248ZM240 102H242V101H240ZM138 103H139V101H138ZM231 103H233V102H231ZM236 103H235V105H236ZM248 103L247 104L240 103V104H242L241 107L246 108V107L250 106V105H248ZM21 104H22V102H21ZM56 105H57V103H55L54 100H52V102L49 101L48 106H47V110L51 109L52 111H50V113H53V115L58 114V112L60 111V109H58ZM144 105H142L143 106L142 109H145L143 111L147 112V110L149 108L146 107V104H144ZM231 106H232V104H231ZM231 106H227V107H231ZM236 106H238V105H236ZM251 107L252 106H250V108ZM236 108H238V107H236ZM197 109L202 110L201 111L202 114L201 113L197 114L198 116L195 119L188 121V119H187L188 115H191V114L193 115V112H194V114H195V112L196 113L200 112V110L197 112ZM126 110L128 111V109H126ZM149 110H148V112H149ZM243 110H244V112H243ZM222 111H223L222 114L225 115V112H226L230 116V118L228 116V119H226L227 123H226V121H225V123H223L222 121H224V119H222L218 116ZM243 113L244 114L246 113V114L243 115ZM191 117H193V116H191ZM223 118H224V116H223ZM248 118H250V119H248ZM218 120L220 121V123H222V125L219 128H218V126H219ZM253 121H254V123L257 122V124L254 127H251L249 124L251 123L253 125V123H252ZM191 122H193V124L190 127L186 128L185 125L191 124ZM68 124H70V123H68ZM68 124H66V125H68ZM87 124H89V126ZM58 125H60V124H58ZM92 127L94 128V130L92 129ZM103 128L104 127H101V130ZM97 129H99V128H97ZM179 129L183 130V131L181 133H179V131H180ZM237 130H239L240 132H241V130H243V132L244 131L247 132L248 130H252L251 132L254 133L255 139H257L256 140L257 142L255 141L256 143L251 144L250 141H249L250 143L247 142L248 140L245 141V139L243 137H241L240 134H236L235 131H237ZM205 132H207V133H205ZM177 137H179V140H177L178 139ZM175 138H177V139H175ZM120 139H121V137H120ZM62 140H64V139H62ZM62 140L61 141L59 140V141L62 142ZM76 141H78V140H76ZM111 143L118 145V149H116V151L110 150ZM246 143H248V144H246ZM66 148H69V146L66 145L65 141H64V144H62L60 146L58 145L56 149H58V151H59V150H63ZM66 153L67 152H65V154ZM87 154H88V152H87ZM87 154L82 155V157L85 156L84 159L87 158L86 161L88 160L89 155H90V154H88V155ZM147 154H148V152H147ZM176 155H177V153H176ZM149 157H150V159H149ZM181 157H184V156H181ZM173 159L175 160V162H176L175 165H177V166L180 164L179 162H181V159L183 160V158L179 159V157H177V156L174 157ZM178 159L180 161H178ZM97 160H96V162H98ZM222 161H220V162H222ZM73 164L74 163H72V162L70 164H68V166H69L68 168L72 169L70 171L72 176H70V173H69V176L72 178H68V179H72V180H74V182H76L75 180H77V177H78L77 175L82 174L81 176H83L84 174L83 173H80V174L77 173L76 174L75 168H74L75 165H73ZM93 167L94 168L92 169V171L93 170L95 172L98 171L97 167H95V166H93ZM219 168H221V167H219ZM219 171L221 172V170H219ZM44 172H46V171L44 170ZM98 172H100V171H98ZM17 173H19V172H17ZM174 173L177 174V173H179V171L176 170V172H173L172 174L174 175ZM215 173L217 174L215 176H218L219 173H217V171ZM9 174H11V173H9ZM166 174H164V176H166ZM221 174H223V173H221ZM221 174H219V175H221ZM229 176H228V178H229ZM243 177H242V179H243ZM162 178L164 179V177H162ZM184 178L187 179V176ZM225 178H224V180H223V178H221L223 181H220V182L219 181L217 182V179L213 178V179H216V182L212 183L213 185L210 184L211 186H214L213 189H210L209 188L210 185L207 186V184H206L205 187H208L209 190H211V193H210V195L212 194L211 196H213V194L221 195V194H224L226 192H229L230 190H237L235 185L229 184L232 181L235 182L234 180L236 177L235 178L232 177L233 180H231V178H229V179H225ZM197 179H198V182H197L198 184H199V182L201 184V181H199L201 179H202V182H204L203 181L204 178H202V177L200 179L199 178H197ZM236 179H238V178H236ZM184 180L185 179H183V178L181 179L179 177V175L177 174V176L168 177V180L166 182H167V186L176 187V186L180 185L181 182H185V181L187 182L188 181V180H185V181ZM46 181H44V182L40 181V183L39 182L36 183V185L38 186V188L40 190V191L39 190L38 191L40 192L41 195H43V198L40 199L38 201V203H35V204L32 203L31 206L27 207V205L24 206L22 204V202L20 203V201L18 202V200H17L16 203H14L15 207L13 208L12 211H9V213L7 212L5 215H2V216L0 215V250H2V252L4 251V253H5L4 254L1 252L3 256L4 255L8 256V254H9L11 256L12 255L15 256L14 258L17 257L16 255H18L19 257L22 256L24 258V256H23L24 254H22V253L20 254V252H23V253L28 252L29 254H31V253L33 254L34 251L36 252L35 249H33L34 251H32L31 249H30L31 251L29 250V248H28L29 245H27V243H24L26 241H24L23 239L16 238L14 233H13V231H14L13 229L15 226H18V228H19V226L23 227V225L29 226V225L35 224L37 221L39 222V220L41 221V220L53 218L54 220H56L58 222V225L60 226L58 229H60V230L61 229L63 230L64 225H66L67 223H70L73 225V228L77 231L79 236H82L84 233H89V234L93 233L94 236L91 235L92 239H94V238L98 239L99 243H101V244H99V246L103 247L105 250L98 251L95 246H90V247L88 246V247L84 248L83 250L81 248H79L80 249V251H79L78 247H75V249L72 247L71 238L66 236L65 234L63 236H61V245L55 244L57 246V247H55V245H53V242L50 241L51 239H55V238L52 235H46V238L49 239V241L43 242L42 246H43V249L46 251L47 257H49L48 263H50V264H55V263L57 264V260H59V259H62V260L64 259V260H66V262L68 261L67 264H132V263L135 264V259L137 261V259L139 258V256H138L139 254H135V253L132 254V252H133L132 248L134 249V245H133V247H130L129 245L135 243L136 238L134 239V237H133L134 233H132V232L136 229H138V230L140 229V231H141L140 234H142L140 241L142 242V245H143L142 250L144 251V256H142V257H143V259L147 260V262L145 264H264V201H263V199H262L263 202L262 203L258 202V204L251 202L250 200L246 199L247 203L245 202L242 206L240 205L242 203H240L238 201L237 204L240 207L233 205L234 208H228V209H222L220 207V205H222V204H220L219 201H217L219 204L207 202L208 203L207 204V214L204 215L203 217L201 216V219H198V220L194 219L196 217H194V218L182 217V216L178 215L177 217H174L173 219H170V220H168L167 218L165 220L163 218L158 220L156 218V220H158V221H154L155 219L151 218L154 220L150 221V219L148 218V220H149L148 221V220H145L144 218L140 217L139 218L140 220H137L138 219L137 218L136 220H133V219L129 220L128 219L129 220V221L127 220L128 222L126 220H121L122 221L121 222L120 219H117L118 221L115 220L114 218L109 219V217H107L105 215L106 213L104 214L105 211H103L105 206H100L101 207L100 209L93 211V209L89 207L92 203H90L89 206L87 203H86V205H84V203H83L82 204V205H84L83 208H82V206L78 207V205L76 207V204H74V206H73V204H70V205L68 204V207H67V204L65 206H64V204H62L65 208H58L59 205L57 206L56 204H53L50 201V196H48V194L46 193L45 188H46V186L50 185V183H48V180H46ZM194 181H197V180H193V182ZM207 181L208 180H206L204 183H206ZM4 182H6V180ZM20 182L23 183L24 181H20ZM25 182H27V181H25ZM62 183H63V181H62ZM237 183H236V185H237ZM248 183H250V182H248ZM2 184H4V183H2ZM6 184L8 185L9 183H6ZM53 184L54 183H51V185H53ZM224 184H225V186L227 184H229V185L226 186L227 188L225 190L219 189V187L224 186ZM27 185H28V183H27ZM27 185H25V188L27 187ZM60 185L62 186V184H60ZM247 185H249V184H247ZM21 186H23V185H21ZM21 186H18L19 189ZM56 186H57L56 188L60 187V186H58V184ZM198 186H197V188H199V190L200 189L202 190V188H204L202 186H200L201 188ZM225 186H224V188H225ZM52 187H50V188H52ZM185 187H187V186L185 185ZM191 187H192V185H191ZM180 188H181V186H180ZM180 188H178V189H180ZM189 188H190V185H189ZM21 189H22V187H21ZM194 189L196 190V188H194ZM194 189H193V191H194ZM257 190H259V189H257ZM260 190L263 191L262 189H260ZM193 191L191 190L189 192H193ZM168 192H169V190H168ZM255 192L258 193V191H256V189L255 190L253 189V191L251 189L252 194H254ZM6 193L7 192H5V194ZM57 193L58 192H56V194ZM178 193H176V194H178ZM229 193H231V192H229ZM243 193H245V192H243ZM248 194H244V195L249 196ZM252 194H251V197L254 196L252 198H255L256 194L255 195H252ZM261 194H263V193H261ZM146 195H147V193H146ZM219 195H217L216 197H218ZM241 197H243V196H241ZM262 197H263V195H262ZM231 202H232V200H231ZM248 202H250L251 204ZM245 204H247V205H245ZM59 207H61V206H59ZM97 207H99V206H97ZM192 219H194V220H192ZM132 223H134V225ZM135 223H137V224H135ZM135 225H137V226H135ZM53 229H55V228H53ZM43 238H44V236H43ZM28 239H32V238H28ZM40 247L36 248V249H38L37 250L38 252H36V253H39L40 251H42V248L40 249ZM57 252L62 253L63 256L62 257L54 256L53 253H57ZM260 254L261 255L263 254V256H261ZM135 255H137L138 257ZM29 258H31V257L29 256ZM140 259L143 260L142 258H140ZM141 260L139 261V259H138L139 262H142Z\"/></svg>",
    "mask_w": 264,
    "mask_h": 264
},
{
    "label": "crops",
    "instance_id": "crops-1",
    "mask_svg": "<svg viewBox=\"0 0 264 264\" xmlns=\"http://www.w3.org/2000/svg\"><path fill=\"white\" fill-rule=\"evenodd\" d=\"M208 1L211 4L212 8L218 11L219 10L226 11L227 13H232L236 9H238L239 11H247L248 7L251 10H253L255 8V5L264 9V5L261 4L264 3V0H245L244 3H241L242 0H208Z\"/></svg>",
    "mask_w": 264,
    "mask_h": 264
}]
</instances>
